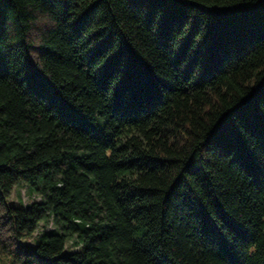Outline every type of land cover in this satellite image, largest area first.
I'll use <instances>...</instances> for the list:
<instances>
[{"label": "trees", "instance_id": "trees-1", "mask_svg": "<svg viewBox=\"0 0 264 264\" xmlns=\"http://www.w3.org/2000/svg\"><path fill=\"white\" fill-rule=\"evenodd\" d=\"M0 256L264 264V0H0Z\"/></svg>", "mask_w": 264, "mask_h": 264}, {"label": "rangeland", "instance_id": "rangeland-1", "mask_svg": "<svg viewBox=\"0 0 264 264\" xmlns=\"http://www.w3.org/2000/svg\"><path fill=\"white\" fill-rule=\"evenodd\" d=\"M39 198L35 195L30 194L27 191V188L24 186H18L15 188V190L13 191V193L11 194L9 201L13 204H22V205H28L30 203H32L33 201H38ZM50 228V226H48V229ZM44 228H41L39 231L43 230ZM33 241L30 240V243H32ZM0 264H5V261L3 259L2 256H0Z\"/></svg>", "mask_w": 264, "mask_h": 264}]
</instances>
